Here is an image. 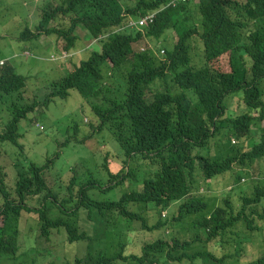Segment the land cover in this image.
Listing matches in <instances>:
<instances>
[{"label": "clouds", "instance_id": "obj_1", "mask_svg": "<svg viewBox=\"0 0 264 264\" xmlns=\"http://www.w3.org/2000/svg\"><path fill=\"white\" fill-rule=\"evenodd\" d=\"M214 1L0 0V166L15 179L6 189L0 182V243L10 255L0 264H74L77 240L70 238L91 224L90 203L102 227L109 219L124 231L110 241L127 256L125 264H165L179 241L171 234L182 225L188 226L181 241L185 252L206 264L204 253L217 254L222 244L208 224L223 222L235 235L224 246L221 255L227 256L220 264H264V219L259 217L264 216V74L255 87L251 82L260 73L248 74L254 93L240 90L222 101L216 115L219 137L193 147L187 171L158 169L172 145L167 133L193 125L184 120L178 127L155 126V115L179 114L196 82L209 81L203 71L229 72L241 46L242 24L258 19L253 0H235L222 34L209 36L204 23L218 9ZM104 24L116 26L105 32L90 28ZM117 32L132 34L121 53L107 45L110 33ZM62 33L74 40L67 42ZM186 34L192 55H215L204 68L175 75L167 52L182 53L179 43ZM155 60L165 65L157 72ZM174 81L179 82L168 88ZM67 86L73 88L61 110L62 99L51 93ZM84 90L100 95L90 102ZM131 100L138 108L123 110ZM31 133L33 140H26ZM138 152H145L150 167L137 172L151 180L160 170L166 183L149 180L145 186L131 176L122 181L129 189L112 194ZM33 163L46 164L49 186L57 175L65 179L51 193L34 191L28 169ZM17 180L28 189L24 197L15 192ZM129 191V199L121 201ZM253 220L259 228H250ZM162 238L167 240L161 253ZM80 249L85 254L87 247Z\"/></svg>", "mask_w": 264, "mask_h": 264}, {"label": "trees", "instance_id": "obj_2", "mask_svg": "<svg viewBox=\"0 0 264 264\" xmlns=\"http://www.w3.org/2000/svg\"><path fill=\"white\" fill-rule=\"evenodd\" d=\"M253 1L258 7L256 11L259 16L255 23H251L250 25L242 24L243 34L241 37V46L239 48V52L231 58V70L229 72H212L209 69L203 71L207 75L209 81L198 80L196 82L194 93L179 114L176 115L166 112H157L154 119L152 120L153 125L165 128H170L171 126H181L184 120H189L193 125V127L190 128L181 126V128L176 133H167L166 139L170 140L172 145L169 146L168 153L164 156L163 160L158 166V169L165 168L164 171H167V168H176L179 172L187 171V163L185 161L190 157L193 147L199 148L200 145H205L211 139H216L219 137L221 128L216 120V115L221 108L222 101L228 95L240 90L254 93L253 88L250 86L248 74L260 73L254 75V78L251 82L253 85L256 84L254 87L257 86V82H255V80L261 78V74H264V0ZM214 3L219 4L217 6L218 9L209 12L207 14V20L204 23L205 29L209 36H217L222 34L223 28L230 21L232 9L236 8L235 0H215ZM114 26L116 25L104 24L101 26H91L90 28L92 31L97 30L99 32H105ZM57 31L60 35V30ZM61 35L66 39L67 42H72L74 40V37H71L66 33H62ZM131 37L132 34L119 32L110 33L107 41L109 43L107 45L113 52L121 53L123 50L127 49ZM188 39L189 34H186L183 35L180 40L179 47L184 49L182 53H176L173 50H169L167 52V59L171 62L170 71L175 75L181 73L183 76L185 74H189V72L195 68L202 69L205 67L206 62H208L207 60H210L215 55V52L213 51L203 53V55L199 52L196 55H192L191 44L189 43V40L192 41V39ZM193 56L196 57L197 61L193 60ZM159 65L162 64L155 60L156 72L159 69ZM178 82L179 81H174L172 83L167 82L168 88H174ZM72 88V86H67L51 93L52 97H59L62 99V101L58 104L61 110H63L64 106L63 101L67 100ZM83 94L84 98L91 102L95 101V99L99 97L100 92L97 90H84ZM60 103H62V105H60ZM137 108L138 103L135 100H131L122 105V109L125 111H134ZM72 120L74 122H78V118L74 116H72ZM145 157V152H138L133 155L136 164L132 167V169L129 170L130 172L127 176H124L121 181H117L113 187V190H111L112 194H117L119 191L129 189L126 186H122V181L131 176L132 181H141V184H144L145 186L149 185L147 182L150 179L147 177V175L143 177L137 172L138 167L140 169L145 168V170H148L146 167H150L149 164H146ZM206 160L209 161L210 159L207 158ZM28 169L30 172L31 188L34 191L45 190L50 191L51 193L54 187L60 185L65 179V177L57 175L55 178V183L52 186H49L45 181L46 164L39 165L37 163H33L30 167H28ZM158 172L161 174L160 170H158ZM145 174L146 173L143 175ZM159 174L156 173L155 178L151 179L150 183H166ZM170 181L173 182L172 179H170ZM0 182L5 189L10 188L9 185H13L15 182V179L11 178L10 172H5V167L3 166H0ZM72 184L73 181H71L70 186L68 187L72 188ZM151 188L153 192L157 194L161 193L160 189L156 185L151 184ZM176 189L181 192H186V189L183 188L182 185H178ZM22 191H24V195H22ZM131 191L124 193L120 197L121 201L129 199V194ZM15 192L22 197L28 194V189L25 188L21 180L16 181ZM113 198L118 200L117 197ZM87 206L89 208L87 215L88 219L91 221V224H87L86 231L82 230L80 235L73 234L70 238V240H77L73 252L75 257L74 264H125V259L127 256H125L119 250L118 243H116L114 246V244L110 241L114 236H122L124 231L117 229L116 224L111 223L109 219H107L105 226L102 227L100 221H96L93 218V215L96 216L97 214V207H95L92 211L91 203ZM259 217L264 219V216L259 215ZM253 224H255V220H253L250 226L251 229L260 227ZM208 225L213 231L212 233H214L213 236L217 234L221 237L222 244L217 254L212 253V250L210 252L207 251V253H204L206 257L205 259H207L206 264H220L221 260L227 256V253L221 255L223 248L227 245V243H229V239L233 237H231V235L235 234L229 232L230 229L227 228L230 224H226V222L220 223L217 226H215V223ZM170 226L173 228V225ZM182 226L177 227V229L171 234V236L175 235L174 238H178L179 241L169 249L168 255L166 254L165 258L175 264H177L175 261L182 263L187 260H190L191 264H199L196 262L193 255L190 256L185 252L186 246L183 242L186 241L188 226ZM101 240H105L106 243L102 245ZM166 240L167 239L162 238L161 248L159 249L161 253L164 251L163 246L164 241ZM84 247H87L85 254L84 250L80 249ZM0 255V258L2 259H7L10 257L3 243H0ZM14 258H16V256Z\"/></svg>", "mask_w": 264, "mask_h": 264}, {"label": "rangeland", "instance_id": "obj_3", "mask_svg": "<svg viewBox=\"0 0 264 264\" xmlns=\"http://www.w3.org/2000/svg\"><path fill=\"white\" fill-rule=\"evenodd\" d=\"M223 62H227V57L223 58ZM34 136H35V134L31 133V134H28L27 136H25V139L28 141H31V140H33ZM55 237L61 238V239L65 238L63 232H59V233L55 232ZM165 264H173V263H171L170 261H166Z\"/></svg>", "mask_w": 264, "mask_h": 264}]
</instances>
